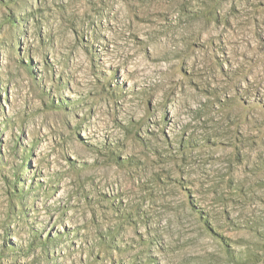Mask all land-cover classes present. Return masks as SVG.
I'll list each match as a JSON object with an SVG mask.
<instances>
[{
    "label": "rangeland",
    "instance_id": "rangeland-1",
    "mask_svg": "<svg viewBox=\"0 0 264 264\" xmlns=\"http://www.w3.org/2000/svg\"><path fill=\"white\" fill-rule=\"evenodd\" d=\"M0 264H264V0H0Z\"/></svg>",
    "mask_w": 264,
    "mask_h": 264
}]
</instances>
